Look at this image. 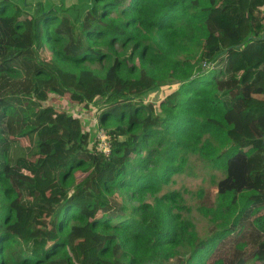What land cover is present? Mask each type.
Instances as JSON below:
<instances>
[{"label":"trees","instance_id":"1","mask_svg":"<svg viewBox=\"0 0 264 264\" xmlns=\"http://www.w3.org/2000/svg\"><path fill=\"white\" fill-rule=\"evenodd\" d=\"M46 50L67 74L49 83ZM51 94L99 102L108 156ZM189 153L225 171L220 207L198 201L224 228L200 240L174 193L127 217L116 191L161 189ZM0 193V264H264V0H0Z\"/></svg>","mask_w":264,"mask_h":264},{"label":"rangeland","instance_id":"2","mask_svg":"<svg viewBox=\"0 0 264 264\" xmlns=\"http://www.w3.org/2000/svg\"><path fill=\"white\" fill-rule=\"evenodd\" d=\"M8 1V0H4ZM55 0H48V2H54ZM45 4V2H44ZM53 55L49 51H43L39 56V61L42 63L50 76L47 82H51L56 75H67L62 68H59L58 64L55 63ZM112 61L107 60L106 62L91 61L85 65V67L79 70V74L91 75L97 74L103 77L110 78L114 71L112 67ZM200 71V70H199ZM75 72V71H74ZM198 75V74H197ZM174 87H159L143 96L142 100L144 103H153L155 106H159L169 94L174 91ZM53 105L59 110L70 111L80 116L83 121V129L85 131L90 130L91 139L94 138L96 133L95 121L98 120L101 108L99 102H95L93 106L86 105L83 101L74 97L72 100H66L58 95L51 94L48 102L44 105ZM76 115V114H75ZM74 115V117H75ZM94 124V125H93ZM93 125V126H92ZM28 145V142H25ZM26 156V150L23 146L16 145L10 152V159H16L18 157ZM225 177L224 170H215L211 164L201 159L198 155L187 154L186 164L183 171L172 177L171 181L162 186L161 189H155L148 192L142 193V195L134 196L132 192L126 189H118L115 195L119 196L121 202L124 205L125 215L131 218L137 217L135 209L141 206L143 201L154 204L155 199L162 196L165 193H174L177 196V206L169 203V206L174 210L173 212L179 215V218L183 222L191 223L197 236L200 240L209 239L216 229H223L224 224L214 223L211 218L203 215L199 210L198 201L201 199L202 191H210L216 208L220 207V198L218 196L217 184L220 180ZM9 208V201L0 193V227H2L3 217L7 214ZM141 215L139 214V218ZM219 227V228H217ZM19 245H12L6 250L7 255L10 257L12 253L19 250ZM177 256H186L191 253L190 246L177 247L174 251ZM152 254H155L154 252ZM163 263L170 264L172 262V252H161L156 254Z\"/></svg>","mask_w":264,"mask_h":264},{"label":"built area","instance_id":"3","mask_svg":"<svg viewBox=\"0 0 264 264\" xmlns=\"http://www.w3.org/2000/svg\"><path fill=\"white\" fill-rule=\"evenodd\" d=\"M94 103H90L89 105L92 107ZM77 115V113H75ZM95 127H97V120L95 121ZM95 141L99 143L98 148L105 155H109L111 153V141L110 137L106 133V130L97 127L95 131Z\"/></svg>","mask_w":264,"mask_h":264},{"label":"crops","instance_id":"4","mask_svg":"<svg viewBox=\"0 0 264 264\" xmlns=\"http://www.w3.org/2000/svg\"><path fill=\"white\" fill-rule=\"evenodd\" d=\"M71 111H73V109L71 110ZM75 113H76V110L74 111ZM76 116V115H75ZM93 126V125H92Z\"/></svg>","mask_w":264,"mask_h":264}]
</instances>
